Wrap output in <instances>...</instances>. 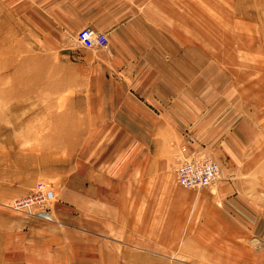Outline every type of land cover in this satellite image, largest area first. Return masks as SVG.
Wrapping results in <instances>:
<instances>
[{
    "label": "rangeland",
    "instance_id": "obj_1",
    "mask_svg": "<svg viewBox=\"0 0 264 264\" xmlns=\"http://www.w3.org/2000/svg\"><path fill=\"white\" fill-rule=\"evenodd\" d=\"M121 5L127 14H152V28L137 39L129 35V43L173 44L177 64L191 66L189 80L188 71L182 75L206 94L197 98L202 119L210 115L219 126L227 117V129L251 113L255 127L263 128L264 0H122ZM31 7L25 0L0 4V264H264L262 156L248 166L254 165L247 177L235 178L234 194L220 193V170L206 189L179 187L174 171L182 150L188 152L182 145L143 195L124 196L122 209H116L115 195H93L90 205L87 198L77 201L71 176L89 132L72 124L88 121L80 114L79 98L88 84L65 81L79 76L63 64L67 48L79 62L88 52L102 56L109 40L105 47L91 42L94 50H88L77 35L43 27L41 18L51 14H29ZM255 149L263 154L264 143L257 140ZM191 155L192 162L213 161L208 154ZM240 170L235 164L237 176ZM255 189V197L245 193ZM31 191L54 194L51 221L7 207ZM79 206H89V213L80 214ZM79 216L89 224L74 226L72 218Z\"/></svg>",
    "mask_w": 264,
    "mask_h": 264
},
{
    "label": "crops",
    "instance_id": "obj_2",
    "mask_svg": "<svg viewBox=\"0 0 264 264\" xmlns=\"http://www.w3.org/2000/svg\"><path fill=\"white\" fill-rule=\"evenodd\" d=\"M25 1L34 5L29 14H51L45 18L41 15V19L43 27L53 28L55 34L75 36L89 27L109 40L102 56L88 52L79 62L67 48L69 59L63 64L79 76L65 81L88 84L79 97L84 104L80 114L87 115L88 121L72 124L74 130L89 132L84 157L74 164L71 176L78 202L87 198L90 205L93 195H115L116 209H122L124 196L143 195L144 189L168 170L182 145L188 146V152H181L179 160L193 159L191 154L212 156L219 166L220 193L224 195L234 194L235 178L247 177L254 165L248 166L257 156L264 157V152L255 149L257 140L264 143V135L258 132L264 130V122L260 123L262 129L256 128L254 114L249 113L245 122L227 129V117L219 126L212 125L210 115L207 119L200 117L198 112L203 107L197 98L206 94H200L198 85L193 88L191 81L186 84L191 66L177 64L173 44L128 42L129 35L135 39L152 28V14H127L122 0ZM4 2L7 0H0V4ZM88 50H94L92 44ZM186 71L188 77L182 75ZM235 164L241 169L239 176ZM240 189L244 187L236 191L243 193ZM256 192L245 193L255 197ZM76 207L75 197L72 210ZM86 210L89 213L90 207H78L80 214ZM72 224L89 223L81 222L79 216L72 218Z\"/></svg>",
    "mask_w": 264,
    "mask_h": 264
},
{
    "label": "built area",
    "instance_id": "obj_3",
    "mask_svg": "<svg viewBox=\"0 0 264 264\" xmlns=\"http://www.w3.org/2000/svg\"><path fill=\"white\" fill-rule=\"evenodd\" d=\"M80 44L95 43L98 47H105L108 38L94 29L85 27L77 34ZM185 149L182 150L184 152ZM175 180L179 187L198 191L210 187L219 176V166L212 160L192 162L182 157L175 171ZM54 198L51 191H31L22 197L14 199L7 207L17 213L33 216L45 221H51L49 204Z\"/></svg>",
    "mask_w": 264,
    "mask_h": 264
}]
</instances>
